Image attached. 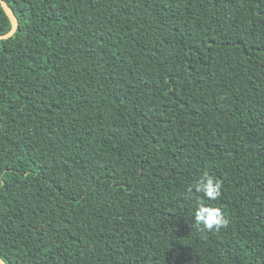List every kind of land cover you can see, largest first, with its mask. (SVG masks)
Returning <instances> with one entry per match:
<instances>
[{
  "label": "trees",
  "instance_id": "obj_1",
  "mask_svg": "<svg viewBox=\"0 0 264 264\" xmlns=\"http://www.w3.org/2000/svg\"><path fill=\"white\" fill-rule=\"evenodd\" d=\"M3 2L0 258L264 264V0Z\"/></svg>",
  "mask_w": 264,
  "mask_h": 264
},
{
  "label": "clouds",
  "instance_id": "obj_2",
  "mask_svg": "<svg viewBox=\"0 0 264 264\" xmlns=\"http://www.w3.org/2000/svg\"><path fill=\"white\" fill-rule=\"evenodd\" d=\"M187 191L197 194L195 199L197 206L194 211V222L201 231H219L220 228L227 226L228 221L218 207H212L204 201L216 200L221 195V184L213 177L209 176L206 179L193 183L188 187Z\"/></svg>",
  "mask_w": 264,
  "mask_h": 264
},
{
  "label": "water",
  "instance_id": "obj_3",
  "mask_svg": "<svg viewBox=\"0 0 264 264\" xmlns=\"http://www.w3.org/2000/svg\"><path fill=\"white\" fill-rule=\"evenodd\" d=\"M0 5L3 9V11L5 12L6 16L8 17L9 21L11 22L12 28L11 30L6 34V35H2L0 36V40H5L10 38L15 31L18 28V22L16 17L14 16V14L12 13V11L9 9V7L3 2V0H0ZM0 264H6L1 258H0Z\"/></svg>",
  "mask_w": 264,
  "mask_h": 264
}]
</instances>
